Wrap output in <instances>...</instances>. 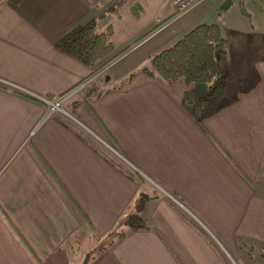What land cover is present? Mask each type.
<instances>
[{
  "label": "crops",
  "instance_id": "crops-1",
  "mask_svg": "<svg viewBox=\"0 0 264 264\" xmlns=\"http://www.w3.org/2000/svg\"><path fill=\"white\" fill-rule=\"evenodd\" d=\"M170 3L0 0V80L22 92L0 86V264H264L236 242L264 244V39L202 101L142 71ZM90 24L112 51L87 66L69 40ZM67 93L72 119L32 96Z\"/></svg>",
  "mask_w": 264,
  "mask_h": 264
},
{
  "label": "trees",
  "instance_id": "trees-1",
  "mask_svg": "<svg viewBox=\"0 0 264 264\" xmlns=\"http://www.w3.org/2000/svg\"><path fill=\"white\" fill-rule=\"evenodd\" d=\"M69 46L75 50L84 65L92 66L96 60L111 53L110 30L98 33L94 25L90 24L80 28L70 38ZM225 51L226 39L221 35L218 25L201 23L168 48L152 55L148 66L142 71L150 77L157 76L166 83L182 80L187 84H205L207 91L199 98L203 101L218 93L225 83V74L215 58V55L224 54ZM113 58L108 57L100 66Z\"/></svg>",
  "mask_w": 264,
  "mask_h": 264
},
{
  "label": "rangeland",
  "instance_id": "rangeland-1",
  "mask_svg": "<svg viewBox=\"0 0 264 264\" xmlns=\"http://www.w3.org/2000/svg\"><path fill=\"white\" fill-rule=\"evenodd\" d=\"M263 3L264 0H201L197 5H195L192 9L184 14L174 13L172 7L171 9L167 8L168 10L163 17L170 18L168 20H166L165 18L164 20H162L163 22L159 23L158 27L160 33L155 39L166 40L167 42L165 43H167V47L171 46L177 39H179L183 35L180 34V31H182V28L186 25L187 20H190L195 16H200L204 19V23L218 25L221 35L226 39L227 52H225L224 54L215 55V58L223 73L224 71L225 73H231L234 72V68L230 65L229 62L231 56L234 55V43L238 41L245 42L246 44H259L260 41H263L264 39V11L261 10H264ZM189 30H185L184 33ZM259 49H262V47ZM123 62L119 65L123 64ZM2 81L3 82L1 83L0 80V86L8 87L18 91L16 89V86H12L14 84H11L10 87V85L8 86L4 83V80ZM83 84L84 83L80 82V85ZM80 85H78L76 89H78ZM18 92L22 93L21 91ZM57 97L58 96H56L55 98L51 97L49 99H56ZM64 102L63 104H61V107L65 112H67V110L64 108ZM101 140H103V138ZM103 141H105V139ZM98 143L101 144L99 141ZM170 197L173 198L174 202L170 199ZM168 199L172 201L176 207L182 210L185 216L192 217L190 214L191 212L188 211L187 208H185L186 211H184L181 207L175 204V202H178L182 207H185L177 198L168 196ZM236 242L240 250H243V245L245 244L249 243L250 245H252L255 249L256 259H259L262 255L264 256V252H261L264 244L257 243L256 241L247 242L240 238H238ZM84 252L85 248L81 246L80 250L75 255V257L81 259L83 264H85V262H88L89 260L87 257L88 255H84Z\"/></svg>",
  "mask_w": 264,
  "mask_h": 264
},
{
  "label": "built area",
  "instance_id": "built-area-1",
  "mask_svg": "<svg viewBox=\"0 0 264 264\" xmlns=\"http://www.w3.org/2000/svg\"><path fill=\"white\" fill-rule=\"evenodd\" d=\"M200 1L201 0H171L170 4L174 10V13L184 14L190 9H192L195 5H197ZM82 86L83 85H80L78 89H80ZM32 96L40 99L45 104L46 116L53 115V114H61V115H65L72 119V117L67 112H65L61 107V104H63V102L67 100L68 97L70 96L69 93L61 94L56 99L42 98L36 95H32ZM98 140L107 150L117 155V152L113 149L110 143L103 141L101 139H98ZM170 199L174 202L172 197H170ZM175 204L181 207L184 211H186L185 207H182L180 203L175 202Z\"/></svg>",
  "mask_w": 264,
  "mask_h": 264
}]
</instances>
